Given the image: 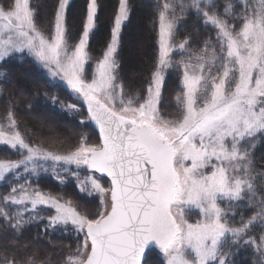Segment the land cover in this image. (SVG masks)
<instances>
[{
	"label": "snow or ice",
	"instance_id": "6c2138e0",
	"mask_svg": "<svg viewBox=\"0 0 264 264\" xmlns=\"http://www.w3.org/2000/svg\"><path fill=\"white\" fill-rule=\"evenodd\" d=\"M68 6L69 0H57L45 24L34 0H0V62L27 55L46 70L50 86L59 78L86 104L80 124L94 122L100 142L82 136L70 152L49 151L26 140L9 107L0 144L20 159H0V181L16 178L0 195L3 232L15 239L34 221L47 220L45 234L71 225L80 242L62 264H235L233 249L241 246L254 248V264H264V155H255L264 145V0L158 3L160 54L147 88L135 95L125 90L117 60L127 0H119L111 40L90 77L97 2L89 0L74 43ZM189 13L215 33L195 53L188 38L178 44L173 39ZM173 50L180 60L172 59ZM172 68L181 73L174 111L162 95L165 72ZM42 161H51L53 172L56 165L85 168L89 175L77 176L80 191L98 193L99 206L78 210L32 187L20 172L47 171ZM96 173L110 178L107 188ZM45 207L55 213L41 216ZM29 251L5 247L0 264H38Z\"/></svg>",
	"mask_w": 264,
	"mask_h": 264
},
{
	"label": "trees",
	"instance_id": "16d2710c",
	"mask_svg": "<svg viewBox=\"0 0 264 264\" xmlns=\"http://www.w3.org/2000/svg\"><path fill=\"white\" fill-rule=\"evenodd\" d=\"M56 2L57 0H34V3L39 5L40 19L45 24L52 19ZM96 2L95 27L88 44V50L93 57L86 69L89 76L110 42L115 16L119 10V0ZM162 2L163 0H127L129 14L121 26L117 60L120 65L119 76L129 94H140L147 88V82L157 64L159 57L157 4ZM216 2L223 4L224 0ZM88 3L89 0L69 1L67 24L73 36L70 42H76L82 33ZM239 10L236 8V11ZM176 15L179 16V12ZM177 29L174 42L178 44L188 38L189 50L195 52H199L204 42L215 36L214 31L205 27L193 13L183 17L178 22ZM179 74L175 68L165 72L162 95L164 105L170 111H174L175 96L180 90ZM54 83L56 86H50V79L27 55L16 54L7 59V62H0V123L4 122L7 109L11 107L19 131L25 134L26 140L53 152L67 153L74 150L82 136L89 137L93 143H99L98 135L91 124L88 123L87 126L80 124L81 120L87 118L83 105L70 94V90L64 84ZM68 105H76L78 111L70 110ZM3 154L4 159L11 160L19 156L14 150L0 147V156ZM255 155L257 160L264 155V145L256 148ZM56 173L58 170L55 173L41 172L27 180L32 187L44 193L50 192L62 197L63 200L71 201L78 210L85 208L95 210L99 206L98 197L82 193L72 177L59 173V176L63 177L61 182ZM20 183H24V180H20ZM7 185L9 186L8 183L0 185V195H5L3 187L7 188ZM239 211L245 216L251 215V211L243 207ZM40 215L44 216L42 212ZM236 219L238 222L239 216ZM46 223L47 220L32 222L15 239L11 232L7 235L3 232V225L0 223V256L4 254L5 247L18 246L21 251L27 247L31 249L27 255L35 253L38 264L40 262L48 264L49 261L51 264H62L69 250H74L80 241L69 226L67 231L63 226H58L55 230L49 229L45 234ZM255 231L259 232L260 229L257 228ZM256 255L254 248L241 246L239 249H233L231 258L235 264H254ZM151 259L155 260L156 257L153 256Z\"/></svg>",
	"mask_w": 264,
	"mask_h": 264
},
{
	"label": "rangeland",
	"instance_id": "374dc122",
	"mask_svg": "<svg viewBox=\"0 0 264 264\" xmlns=\"http://www.w3.org/2000/svg\"><path fill=\"white\" fill-rule=\"evenodd\" d=\"M70 1V0H69ZM159 15V14H158ZM124 22V21H123ZM159 24H160V21H159V19H158V23H157V29H158V34H159V39H158V45H159V54H160V28H159ZM114 27V26H113ZM111 40V39H110ZM165 41L166 42H170V41H168V38L167 37H165ZM189 51H191V50H189ZM191 52H194L195 53V51H191ZM171 56H172V59L174 60V61H178V60H180L182 57H181V55H179V54H177V53H175V51L173 50V52L171 53ZM102 58V57H101ZM184 59H187V57L185 56V57H183ZM33 59V58H32ZM34 61V60H33ZM35 62V61H34ZM35 64L40 68V69H42V71L45 73V75L48 77V75H47V72H46V70H44L41 66H39L36 62H35ZM96 65V64H95ZM174 69V68H173ZM176 69V68H175ZM94 70H95V66H94ZM93 70V71H94ZM180 75V79H181V73L179 74ZM91 76V75H90ZM89 76V77H90ZM49 78V77H48ZM50 79V78H49ZM55 82H57V83H59V84H63L61 81H59V78H57L56 79V81ZM180 87H181V85H180ZM73 96H74V98L77 100V101H79L82 105H83V109L85 110V112H86V104H84L83 102H82V100L81 99H79V98H77L76 96H75V94H72ZM86 115H87V112H86ZM87 117V116H86ZM89 138V137H88ZM89 142H91V143H93V141H91V139H89ZM0 147L2 148V147H5V148H8V147H6V146H4L3 144H0ZM10 149V148H9ZM0 157H3L2 159H4V154L3 155H1ZM8 159V158H7ZM18 159H20V155L17 157V159H13V160H18ZM41 163H44L43 161L41 162ZM52 162L51 161H48V162H46V163H44V167L45 168H47V171H44L43 169H41V170H39L36 174H34V175H29L28 173H24L22 170H21V172H20V175L21 176H23V177H25L26 179H28V178H30V177H35L38 173H41V172H47V173H55V172H53V168H52ZM59 169H60V171L62 172H60L59 171ZM56 170H58V173H60V174H62V175H66V176H69V177H72L73 179H74V181L77 183V185H78V188H79V190H80V183H79V181L77 180V176H79V178H80V180H83L87 175H89V173H88V171L85 169V168H83L82 166L80 167V168H77V166L76 165H63V166H61V165H56V168H55V171ZM96 175V177L99 179V182L105 187V188H107L108 186H109V184H110V182L105 178V177H103L102 175H100L99 173H96L95 174ZM15 177H11V178H9L7 181H0V185H5L6 183H8L9 185H11V184H13L14 183V181H15ZM6 187H3V189H4V191L6 192L5 194H7V192L9 191V186L7 185V188L5 189ZM83 193H86L87 194V192H83ZM92 195H94L95 197H98V203H99V194L98 193H93ZM63 202V201H62ZM49 211H51V212H49ZM55 213V210L54 209H51V208H48V207H45V209H44V211H42V214L45 216V217H47V216H49V215H52V214H54ZM192 219H196L197 218V216L195 215V214H193V216L191 217ZM62 226V225H61ZM61 226H59V227H61ZM69 227H71L72 228V226L71 225H69Z\"/></svg>",
	"mask_w": 264,
	"mask_h": 264
},
{
	"label": "water",
	"instance_id": "95a60500",
	"mask_svg": "<svg viewBox=\"0 0 264 264\" xmlns=\"http://www.w3.org/2000/svg\"><path fill=\"white\" fill-rule=\"evenodd\" d=\"M86 112H87V106H86ZM90 124H91L92 128L95 130V132L97 133L98 138H99V129H98V126H96L94 122H90ZM99 174L102 175L103 177H105L110 182V178L106 177V175L101 174V173H99ZM142 264H143V261H142Z\"/></svg>",
	"mask_w": 264,
	"mask_h": 264
}]
</instances>
